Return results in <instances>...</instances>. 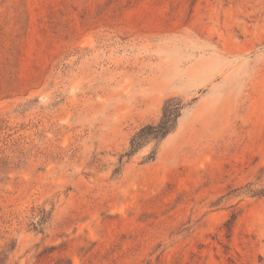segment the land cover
<instances>
[{
  "label": "rangeland",
  "instance_id": "1",
  "mask_svg": "<svg viewBox=\"0 0 264 264\" xmlns=\"http://www.w3.org/2000/svg\"><path fill=\"white\" fill-rule=\"evenodd\" d=\"M0 259L264 264V0H0Z\"/></svg>",
  "mask_w": 264,
  "mask_h": 264
},
{
  "label": "trees",
  "instance_id": "2",
  "mask_svg": "<svg viewBox=\"0 0 264 264\" xmlns=\"http://www.w3.org/2000/svg\"><path fill=\"white\" fill-rule=\"evenodd\" d=\"M186 105L182 98L179 96L167 97L161 106V114L156 122H150L142 125L129 139L128 148L120 154L118 158V164L120 166L114 169V173H118L120 167L123 165V159L130 158L147 143L154 141L159 144L164 140L170 133H172L177 126L178 118L181 116ZM155 158V152H151L147 156V160L151 161ZM41 214L38 215V219H33L30 223L32 228L37 230L41 229L42 225L50 218V212H46L44 209L41 210ZM2 260L0 259V264Z\"/></svg>",
  "mask_w": 264,
  "mask_h": 264
}]
</instances>
